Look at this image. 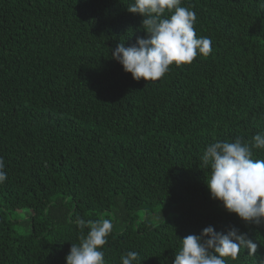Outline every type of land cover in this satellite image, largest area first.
<instances>
[{
	"label": "trees",
	"instance_id": "trees-1",
	"mask_svg": "<svg viewBox=\"0 0 264 264\" xmlns=\"http://www.w3.org/2000/svg\"><path fill=\"white\" fill-rule=\"evenodd\" d=\"M130 3L0 0V264H66L77 217L112 219L106 264H173L208 226L259 244L229 264L264 259V225L211 199L201 162L264 131V0H182L213 50L155 82L111 59L146 35Z\"/></svg>",
	"mask_w": 264,
	"mask_h": 264
},
{
	"label": "clouds",
	"instance_id": "clouds-1",
	"mask_svg": "<svg viewBox=\"0 0 264 264\" xmlns=\"http://www.w3.org/2000/svg\"><path fill=\"white\" fill-rule=\"evenodd\" d=\"M181 5L182 0H131L127 6L128 13L142 17L141 30L146 35L137 36L129 47L117 44L111 50V59L134 80L159 81L170 66L190 65L198 55L211 54L212 40L196 34L195 11ZM255 150H264V131L250 142H213L206 146L201 162L210 170L205 179L210 198L246 225L260 226L264 225V159H254ZM7 179L5 161L0 157V184ZM72 222L80 230V237L79 243H71L66 264H106L103 248L113 231L112 219L86 222L77 217ZM181 241L173 264H229L239 258L242 250L257 257L259 247L235 226L226 232L208 226L199 235H188ZM120 261L141 264L135 251L122 255ZM259 264H264V259Z\"/></svg>",
	"mask_w": 264,
	"mask_h": 264
},
{
	"label": "rangeland",
	"instance_id": "rangeland-1",
	"mask_svg": "<svg viewBox=\"0 0 264 264\" xmlns=\"http://www.w3.org/2000/svg\"><path fill=\"white\" fill-rule=\"evenodd\" d=\"M169 214V216H171V213H168Z\"/></svg>",
	"mask_w": 264,
	"mask_h": 264
}]
</instances>
